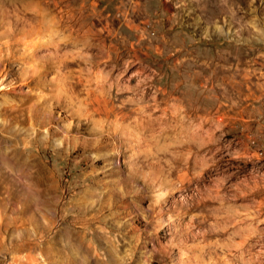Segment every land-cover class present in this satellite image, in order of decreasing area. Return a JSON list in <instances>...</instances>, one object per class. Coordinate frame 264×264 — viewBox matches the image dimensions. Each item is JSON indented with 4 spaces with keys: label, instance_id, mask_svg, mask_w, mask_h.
Segmentation results:
<instances>
[{
    "label": "rangeland",
    "instance_id": "374dc122",
    "mask_svg": "<svg viewBox=\"0 0 264 264\" xmlns=\"http://www.w3.org/2000/svg\"><path fill=\"white\" fill-rule=\"evenodd\" d=\"M0 264H264V0H0Z\"/></svg>",
    "mask_w": 264,
    "mask_h": 264
}]
</instances>
